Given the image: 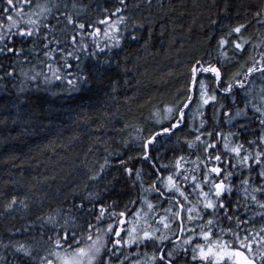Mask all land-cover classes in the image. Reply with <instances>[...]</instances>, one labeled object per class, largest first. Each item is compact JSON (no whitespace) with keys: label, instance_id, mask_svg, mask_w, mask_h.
Wrapping results in <instances>:
<instances>
[{"label":"trees","instance_id":"16d2710c","mask_svg":"<svg viewBox=\"0 0 264 264\" xmlns=\"http://www.w3.org/2000/svg\"><path fill=\"white\" fill-rule=\"evenodd\" d=\"M60 2L62 4L58 11L55 8L45 23L49 27H63V14L66 11L77 15L68 7L73 8L75 5L81 10L79 22L93 25L84 33L83 42L88 46L85 51H77L65 60L63 57L73 50V46L67 43L57 46L53 43L51 48L56 51L48 58L40 47L29 52L31 42L21 44L17 37L15 44L9 43L8 47L24 48L22 55L0 53V264H20V254L15 252L12 245L38 238L42 229L41 220L37 218L55 211H59L62 216L76 218L78 236L86 227V222L101 229L109 223L114 228L120 227L118 220L111 217L110 213L126 211L124 219L127 220L130 215L123 207L129 201H136L134 198L138 199L144 188V179L152 180L155 177L153 167L143 159L142 141L158 129L155 124L149 126L158 113L162 114L158 123L161 130L172 122L163 109L166 106L182 107L183 104L178 102H186L185 97L190 94L189 70L193 58L203 57L206 62L223 65V78L228 81L233 73L240 71V65L253 56L255 48L264 43V23L258 22L264 21V14L259 18L256 16L258 11L264 9V0H126L127 9L120 14L126 20L117 24L118 33L109 28V24L118 20V16L111 15L116 7H122L118 0H32L31 8L25 6L24 11H34L37 4ZM65 5L67 8L62 7ZM5 6L0 0V9ZM109 17V24H99L100 20ZM58 18L60 24L57 23ZM4 23L6 25L7 21ZM240 24L246 25L242 35L250 43L245 46L242 56H234L229 46L225 49L228 54L225 60L219 54L217 40L230 28ZM97 27L101 30L98 37L88 35ZM106 29L112 39L103 35ZM133 36L136 38L132 39ZM57 38L63 40L64 36L57 32ZM117 39L118 45L115 44ZM61 48L64 52L59 51ZM263 51L264 48L259 52L257 48L256 55ZM75 56H79V62ZM66 63L72 65L71 69L65 67ZM38 65L43 68L42 75H48V82L56 84L55 87H41L40 81L26 79ZM48 65H51V70ZM57 69L62 79L57 80L53 76V71ZM10 72L11 76L8 75ZM77 74L89 75L90 80L88 84H81L74 90L67 80L74 79ZM199 79L205 81L208 93H212L215 80L211 74L202 75ZM113 81L116 82L115 91L112 88ZM58 86L61 87L59 90ZM70 88L61 92V89ZM262 88L264 79L257 76L250 94L246 90L238 91L244 92L249 101H256L254 103L259 106L256 92ZM191 94L194 99L190 107L185 109L184 123L170 138L158 137L161 140L157 144L163 141L161 145L164 146L161 155L181 153L185 148L184 140H190L185 131L189 126L187 116L194 103L200 99L198 90ZM211 108L212 103L203 108L200 106L198 112L194 113L204 121L201 131L192 132L194 142L197 135H201V141H204V132L210 129L207 119L216 116V112L209 113ZM225 112L230 115L224 116L223 121H217L210 131L226 130L229 122H232L231 114L235 112L228 109ZM246 113L244 124L247 130L239 132L247 136L238 137L234 143H243L245 148H249L247 141L259 135L252 128L253 122L257 123L256 126L259 123L251 104ZM220 149L209 154H220L222 160L231 159L235 163L229 153L224 149L220 152ZM159 155L156 154L155 159ZM105 158L108 160L105 171L96 181H90L88 177L95 174L99 165L104 164ZM189 159L192 165L194 157ZM121 161H124L123 165ZM201 163L204 162L201 160ZM125 168L133 170L131 176L125 172ZM136 170L141 173L139 180L135 175ZM227 170L233 171L231 183L237 188L244 176L248 175L246 171L241 175L240 169ZM197 173L200 174L199 170ZM89 193H93L91 201L84 199ZM186 193H189L187 195L192 204H196L197 197L192 190ZM170 194L182 198L178 193ZM238 195L241 207L230 214L243 219V213H246L253 219L256 206L248 202L250 210L246 211L242 192H234L231 200L235 203ZM12 196L18 200L27 196L28 208L24 209L18 204L6 211L4 206ZM258 198L264 200V197ZM81 203L84 204L83 210L76 207ZM183 203V224H186V208L191 205L184 200ZM101 206L106 212L98 223L95 217L99 215ZM205 218L207 220L209 216ZM204 220L202 223H206ZM255 220L253 224L264 225L260 217ZM220 222L224 223L225 231L229 228L236 230L234 223L226 219ZM172 226L177 229L178 222L172 223ZM50 228L51 225H45L43 232L51 235ZM217 233L220 231H215ZM112 236L109 234L106 239L110 240ZM108 247H112L111 243ZM121 253L123 258L127 257L124 264L144 262L143 245L125 246L121 248ZM38 255L46 256L47 251L38 250ZM32 264H38V261ZM113 264H118V261L114 259Z\"/></svg>","mask_w":264,"mask_h":264},{"label":"snow or ice","instance_id":"6c2138e0","mask_svg":"<svg viewBox=\"0 0 264 264\" xmlns=\"http://www.w3.org/2000/svg\"><path fill=\"white\" fill-rule=\"evenodd\" d=\"M6 5L0 9V53H10L13 55H22L25 51L24 48L8 47L9 43L15 44L16 38H19L21 44L31 42L32 47L28 49L29 52L36 50L40 47L44 50V56L51 58L55 49L51 48V45L55 43L59 46L62 43H67L73 46V50L67 52V57H72L77 51L83 52L87 49V44L84 41V33L87 29L92 28L93 25L87 22H79L78 13L76 16L68 13L63 14V27L56 29L55 26L49 27L45 21L53 13V8L56 5H50L45 3L43 5L37 4L34 11L25 12V6L31 8L32 0H3ZM118 3L122 7H116L115 11L111 15L118 16V20L109 24V18L99 21V24H109V28L113 29L116 33L119 32L117 24L124 23L126 18L120 15L127 9L126 0H118ZM76 6L73 5V8ZM67 8V5H65ZM226 10V9H225ZM58 11V8H57ZM14 13V15H13ZM264 14V9H261L256 13L259 18ZM7 21L5 25L4 21ZM264 23V21H259ZM57 23L61 21L58 18ZM215 24L216 21H211ZM143 27V25H140ZM246 28V25L240 24L230 28L224 35L220 36L217 40V49L221 57L225 60L228 59V54L225 49L231 46L235 55H243L245 52V46L250 43V40L245 39L242 35V30ZM14 30V31H13ZM57 31L64 36L61 40L57 38ZM100 28H95L94 31L89 32L88 35L92 37H98L100 35ZM103 35L109 39L113 37L109 36V30L106 29ZM233 36L236 38L233 39ZM136 37L133 36L132 39ZM115 44H119V40H115ZM99 47V45H96ZM258 47L264 48V43ZM64 52V49H59ZM103 51V49H100ZM95 55V53H91ZM77 62H79V56H75ZM108 63V61H105ZM207 64V66H205ZM79 66V65H78ZM51 70V65H48ZM65 67L71 69L72 65L65 64ZM223 65L213 64L210 61H205L203 57L196 59L193 58V63L190 68V81H189V95L186 97L187 102L182 103V107L166 106L163 112L175 115V121L170 123L169 127H162L160 131L152 133L147 139L142 141L143 159L150 160L149 148L157 143L158 137H171L175 134V131L180 128L185 120V109H188L194 99L191 94L195 91H199V97L201 105H208L210 101L216 100V91H222L225 94L231 95L234 89L246 90L250 94V90L253 84L254 78L259 76L264 79V52L260 53V58L257 60L253 57H249V60L240 65V71H237L231 75L228 81H225L222 73ZM58 69L53 71L55 79H62L58 75ZM99 71V70H97ZM70 74V73H69ZM204 74H211L215 80V87L212 90V94H208V85L203 79H199ZM9 76L12 73H8ZM41 73H37L31 77L36 80L37 76ZM48 77L45 76V81H48ZM90 80L89 75L77 74L74 79H68L67 84L72 86L75 90L81 84H88ZM221 84L225 86L221 89ZM113 91L116 88V82H112ZM261 100L264 101V88L261 90ZM245 107L238 108L232 118L246 117V112L251 104V109L256 114L257 122L260 125V135L253 140L247 141L249 148H245L243 143H237L230 145L227 137L223 136V133H215L216 136L223 137L224 144L223 149L229 153L234 159L222 160L220 154L210 155L209 150H215L216 143H209L207 141H201V135L195 137L196 142H201L204 145V153L206 154V161L202 167L205 169L201 173V178L198 180L196 175H192L191 188L192 192L197 197V203L192 204L189 200V195L185 194L181 190L178 180L183 179L185 182L189 180L188 175H182L181 168L183 157H179L175 162L176 175L169 174L167 177L159 176L157 180L163 184L164 190L168 193H178L184 201L189 205L186 208L187 221L192 222L194 220H203L204 216H209L205 224L200 227L199 235L207 243L196 244L191 249L190 259L189 249L187 247L176 248L175 245L170 250H165V241L169 240L167 232L171 231L172 223H179V231L183 233L185 228L183 226V213L185 212V204L179 200L170 199L169 202L173 203L177 208V211L173 212L171 208L166 209V215L161 216L159 224L163 226V232L159 227L151 228L147 225L145 220V226L137 228L134 222L126 221V211L111 212L110 216L115 217L118 220L119 225H125L132 223L131 227H113V224L109 223L106 228L101 229L96 225L86 222V227L81 231V234L77 235V220L75 217L62 216L59 211L49 213L44 217H38L41 220V234L40 236L33 237L31 242H16L12 245L16 253L20 254V264H32L33 261H38V264H113L114 259L118 261V264H124V259H120L121 248L133 245L148 246L149 244L158 248L159 255L154 254L150 259L152 264H181L183 260L185 264H264V225L257 231L254 227L253 220L249 219L245 221L238 216L231 215L230 213L238 211L241 207V198L238 195V199L235 203L232 202L231 196L234 192H242V200L245 202V210H250L249 203L264 209V200L258 197H264V106H257L254 102L248 100V95L245 96ZM232 102L235 104V96L232 97ZM225 116H229L230 113L225 112ZM159 123V121H158ZM203 121L201 125L203 126ZM241 130H247L246 125H241ZM207 135L212 137L213 132H208ZM229 135L237 136L238 134L230 133ZM189 148L193 147V142H186ZM131 159V158H130ZM215 163L216 166L209 167L210 163ZM124 164V161H121ZM224 164L227 167H222ZM108 165V160L105 158L104 164L99 165L95 174L88 177L90 181H96L100 174L105 171ZM154 170L159 173L161 169L167 170L168 165H161L159 168L155 164L152 165ZM227 168L233 170L240 169L241 175L246 171L247 176L241 180L238 188L231 183L233 178V171H228ZM187 171V170H185ZM125 172L131 176L133 170L131 168H125ZM254 174V175H253ZM137 180L140 179V170H136L135 173ZM87 187V185H85ZM207 189V190H205ZM151 190L158 193L161 197L165 195V191H161L156 187L155 182L151 186ZM93 193H89L84 199L91 201ZM129 203H136V201H129ZM147 205L149 210L154 208V205L148 202L146 199L143 201ZM20 205L24 209L28 208V197L19 199L16 196H12L11 199L5 204V210H12L16 205ZM78 209L83 210L84 204L76 205ZM127 207V206H126ZM91 211L90 209L88 210ZM106 209L101 206L99 215L95 217L99 223L104 216ZM170 213V215H168ZM140 211L133 214L138 222L140 217ZM260 218L264 220V212H261ZM214 217V218H213ZM221 219H226L230 223L235 224L236 230L229 228L227 231L220 229L219 236L225 235L231 236V241L218 238L214 242L211 240L213 235V227L217 225ZM253 224L252 232L249 233L248 228H242V225ZM45 225H51L52 228L49 231L52 233L48 235L43 232ZM26 231L28 229H25ZM194 231V229L189 230ZM244 232L245 235L241 236L240 233ZM122 233H125L122 235ZM109 234H113V239H106ZM193 237L189 236L183 243L188 245L192 242ZM111 243L112 247L109 248L108 244ZM7 247V245H5ZM38 250H46V256H39ZM37 253V254H34ZM139 264V261L136 262Z\"/></svg>","mask_w":264,"mask_h":264},{"label":"flooded vegetation","instance_id":"af4514ba","mask_svg":"<svg viewBox=\"0 0 264 264\" xmlns=\"http://www.w3.org/2000/svg\"><path fill=\"white\" fill-rule=\"evenodd\" d=\"M208 94L211 95L212 93H208ZM215 95H216V100L209 102V104L212 103V108L209 110V113L211 114V112H216L215 118H213V117L209 118V120H211L210 122L207 119L208 125L207 124L206 125L210 129H213V127H214V125L216 124L217 121H223L224 120L225 110L228 109L229 111H232V113H234L238 108H244L245 107V100H244L245 94H244V92L241 93L238 90H233V93L231 95H228V94L223 93L222 91H217L215 93ZM233 96H235V99H236L235 104H233V102H232V97ZM224 104H225V106H222ZM206 106H208V105H206ZM246 115H247V113H246ZM187 118L189 120V126L185 128L186 129L185 131H187L186 134L189 135L190 140L189 141L188 140H184L185 148L182 149L181 153L176 154L174 156L161 155V152H162V150L164 148V146L161 145L163 143V141L161 143H159V144L156 143L155 145L150 146V148H149L150 160H146V162L149 163L151 166L153 164H155L157 168H159L161 166L160 163H162V165H168L169 167H168L167 170L161 169V171L159 173H157L154 170V168H153L154 175H155V177H153V180H150V179H147V178L144 179V183L143 184H144V187L147 188V189H144L146 191V193L148 191H152L151 190V186L153 185L154 182L156 184V187L160 188L161 191H165L164 187L159 184V181L157 180V177H158V175L159 176H163V177H167L169 174H173L175 176L176 175L175 162L181 156L184 158L183 161L181 162V164H182L181 173H182V175H188L189 176V180L185 184L183 183L184 182L183 179H179L178 180V184H179V186H180L182 191L189 192V190H192V188H191V183L192 182H191L190 177L192 175H196L198 177V180H199L201 178V173L203 171H205V169L202 167L203 163H201V160L203 162L206 161V154L204 153V145L201 142L200 143H196L195 142L193 147L189 148L187 143H186V142H192L193 141V138H191L192 137V132L201 131L203 126L201 125V123L200 124H196L194 122L193 118L191 117V115H188ZM230 120H232V122H229L228 127L226 128L225 131H223V130L211 131V132L214 133V135L212 137H209L207 135V133L210 132V129L207 130L206 132H204V141H207L209 143H216V145H217L216 149L215 150H209V153L210 152H212V153L216 152L220 147H221L220 152H223L224 139H223V137L216 136L215 133H217V132L223 133V136L227 137L228 142L233 144V145H235L234 141L237 140L238 137L241 138V136H242L243 138H245V136H247L246 134H243V132H239V130H241V129L236 126V125H238V126L246 125V124H244L245 121H246V118H244V117H236L234 119L230 118ZM202 121H203V119H202ZM256 124L257 123L253 122V127L252 128H254V130H255L254 132H257V134L259 133V135H260V131H261L260 126L259 125L256 126ZM155 127L158 128L156 131H160L158 124H155ZM167 127H169V126H167ZM230 133L238 134V137L229 135ZM259 135H257V137ZM158 140H161V139L157 138V142H158ZM156 154H160V155L158 156V158L155 159L154 156ZM191 156L194 157V159H193L194 162H193L192 165H190L191 160L189 159V157H191ZM208 166L212 167V166H216V165L213 162V163H210ZM221 166L222 167H226V165H223V164ZM188 167H190V168L192 167V168L189 169ZM185 170H187V171H185ZM197 170H199L200 174L197 173ZM205 190H207V189H205ZM152 193H153V196H155V198L152 199L149 196L147 201L149 200V202L154 205V208L149 210L147 208V205L145 204L143 209L139 210L141 215L138 218V222H136V218H134V216H133L134 213L130 215V210L132 209L133 204L130 205L129 202L126 203V205L123 208H126L127 212L130 215L127 218L126 221L134 222L135 225H139V228H140V227H144L145 226V220H146L147 221V225L151 226V228L154 229V228L159 227L161 229V231L163 232L164 231L163 230V226L161 224H159V220H160L161 216H164L166 214V212H165L166 208L165 207L170 206L172 208L173 212L177 211V208L174 206L173 203H170L169 200L170 199L179 200L181 203H183V200H182V198H179L177 196L171 195L170 193L167 194L166 191H165V195L163 197H161L158 193H156L154 191H152ZM186 194H189V193H186ZM162 198H164L163 202L161 201ZM160 204H162V206ZM159 206H161V207H159ZM256 210L259 211L261 209L259 207H257V206L255 207L254 212L256 214H255V216L253 217L252 220H255L258 217H260V216L257 215L258 211L256 212ZM168 215H170V213ZM186 216H187V212H186ZM249 219H251L249 217V215H247L246 213H243V220L248 221ZM203 220H194L192 222H188L186 220V224H183V226L185 228V231L183 233H181L180 236H179V232H180L179 231V223H178V228L177 229L175 227H173L172 224H171V231L167 232L169 240L165 241V244H164L165 250H170L174 245L178 249L182 248V247H187L189 249V258L188 259H190V253H191L192 247H194L196 244H204V243H206V241H204L203 238L199 235L201 225L205 224V223H202ZM205 220H206V218H205ZM129 226L130 227L133 226L132 223L125 224L122 227L127 228ZM120 227H121V225H120ZM241 227L242 228H245V227L248 228L249 229V233H251L252 232V228H253V224L242 225ZM254 227L258 231L260 229L261 225L254 224ZM192 229H194V231H189V230H192ZM220 229H225V225L222 222H219L217 225H215L213 227V232L214 233H215V231L219 232ZM240 235L243 236V235H245V233L241 232ZM189 236H192L193 240H192V242L190 244L185 245L183 243V241L187 240L189 238ZM215 237H218V238L223 239V240L226 239L228 241H231L230 234L226 235V236H223V237H220L219 233H217L216 235H213L211 237V240L214 239ZM143 249L145 250V257H144L143 264H152L150 258L154 254H156L157 256L159 255L158 248L156 246H153V245L149 244L148 246H144L143 245ZM120 259L123 260L124 258L121 256ZM229 263L231 264V262H229ZM181 264H185V262L182 260Z\"/></svg>","mask_w":264,"mask_h":264},{"label":"rangeland","instance_id":"374dc122","mask_svg":"<svg viewBox=\"0 0 264 264\" xmlns=\"http://www.w3.org/2000/svg\"><path fill=\"white\" fill-rule=\"evenodd\" d=\"M51 0H46V2H50ZM65 2V1H64ZM61 2L60 3H53L52 5H56L57 7L56 8H58V7H60L61 6ZM63 8H65V6H62ZM70 9L69 10H72L73 12H76V13H80L79 11H81L79 8H77V7H75V8H77V9H74V8H72L71 6H68ZM55 8H53V10H54ZM56 29H59L58 27H56ZM58 32V31H57ZM236 37L234 36V39H235ZM257 48H258V52L260 51V49H261V47H256L255 48V50H254V53H253V58H255V59H259L260 58V54H258V55H256V51H257ZM264 52V51H263ZM256 55V56H255ZM39 64V63H38ZM35 65H37V64H35ZM34 73H29L27 76H26V79L27 80H30V81H33V82H37V81H40V84H41V87L42 86H48V87H51V88H53V87H55L56 86V84H53V83H49L48 81L46 82L45 81V77H44V75H42V72H43V68L42 67H40V65H38L35 69H34ZM37 73H41V75H38L37 76V79L36 80H33V79H31V77L33 76V75H35V74H37ZM48 73H49V71H48ZM206 74H204L203 76H205ZM48 76V75H47ZM32 86H34V85H32ZM36 86V85H35ZM34 86V87H35ZM37 88H40V87H38V86H36ZM221 89L224 87V85L223 84H221ZM59 88H61L60 86H58V88H57V90H59ZM63 90H71V88L70 89H61V92L62 93H64V91ZM256 96H257V99H258V101H257V103H259V106H264V101H262L261 100V91L259 90L258 92H256ZM198 97H199V95H198ZM252 102H256V101H252ZM200 106L203 108L205 105H201V102H200V99H199V102L197 103H194V105H193V109H191V113L189 114V115H191V117L193 118V120H194V122L196 123V124H200L201 123V121H202V118L199 116V115H195L194 113H196V112H198L197 110L200 108ZM176 107V106H175ZM170 118H172V122H174L175 121V113L174 114H172L171 116H169ZM200 118V119H199ZM255 118V117H254ZM152 119V118H151ZM155 120L154 121H151V124H149V126L150 125H152V124H158V121H161V119H162V114H159L158 113V116H156L155 118H154ZM171 122V123H172ZM150 135H148L145 139H147L148 137H149ZM193 136V135H192ZM193 142V141H192ZM195 144V142H193V145ZM230 145H233V144H231V143H229ZM153 180V179H152ZM184 184L186 183L185 181L183 182ZM159 184L160 185H162L163 186V184L161 183V182H159ZM144 189H145V187L140 191L141 192V194H139L138 195V199H135L134 198V200H136V203H134L133 204V207H132V209L130 210V215L131 214H133V213H136L137 211H139V210H141V209H143V207L145 206V203H143V201L146 199L147 200V198L149 197V196H153L152 195V191H148L147 193H146V191H144ZM193 200H195V198H193ZM161 201L163 202L164 201V198H162L161 199ZM148 202H149V200H148ZM258 210H256V212H257ZM261 212H263V209H261V210H259L258 211V213H257V215L258 216H260L259 214L261 213ZM166 215V214H165ZM137 228H139V225H135ZM114 238V236H112V239ZM218 239V237H215L214 239H212V241L214 242L215 240H217ZM207 243V242H206ZM230 264V263H229Z\"/></svg>","mask_w":264,"mask_h":264},{"label":"bare ground","instance_id":"6f19581e","mask_svg":"<svg viewBox=\"0 0 264 264\" xmlns=\"http://www.w3.org/2000/svg\"><path fill=\"white\" fill-rule=\"evenodd\" d=\"M207 82V81H206ZM214 84V83H213ZM186 98V97H185ZM161 109V108H160ZM252 115V114H251ZM200 119V118H199ZM202 122V121H201ZM171 145V144H170ZM226 156V155H225ZM162 157V156H161ZM178 158V157H177ZM139 161V160H138ZM158 186V185H157ZM161 205V204H160ZM177 231V230H176ZM226 240V239H225ZM183 248V247H182ZM144 250V249H143Z\"/></svg>","mask_w":264,"mask_h":264}]
</instances>
